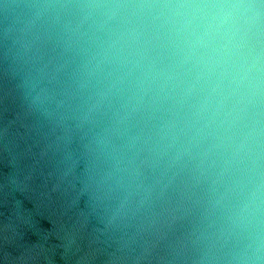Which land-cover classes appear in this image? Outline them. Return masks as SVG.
I'll return each instance as SVG.
<instances>
[{
    "label": "water",
    "instance_id": "obj_1",
    "mask_svg": "<svg viewBox=\"0 0 264 264\" xmlns=\"http://www.w3.org/2000/svg\"><path fill=\"white\" fill-rule=\"evenodd\" d=\"M0 264H264V0H0Z\"/></svg>",
    "mask_w": 264,
    "mask_h": 264
}]
</instances>
